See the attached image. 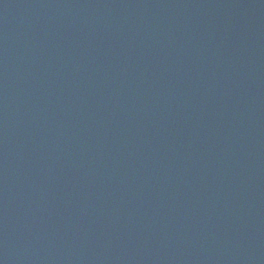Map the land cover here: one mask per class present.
Returning a JSON list of instances; mask_svg holds the SVG:
<instances>
[{
	"label": "water",
	"instance_id": "95a60500",
	"mask_svg": "<svg viewBox=\"0 0 264 264\" xmlns=\"http://www.w3.org/2000/svg\"><path fill=\"white\" fill-rule=\"evenodd\" d=\"M0 264H264V0H0Z\"/></svg>",
	"mask_w": 264,
	"mask_h": 264
}]
</instances>
